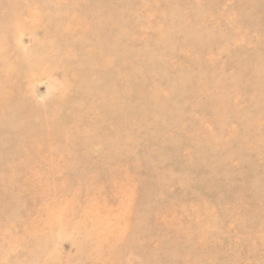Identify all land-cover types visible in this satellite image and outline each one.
<instances>
[{"label": "rangeland", "instance_id": "obj_1", "mask_svg": "<svg viewBox=\"0 0 264 264\" xmlns=\"http://www.w3.org/2000/svg\"><path fill=\"white\" fill-rule=\"evenodd\" d=\"M0 264H264V0H0Z\"/></svg>", "mask_w": 264, "mask_h": 264}]
</instances>
